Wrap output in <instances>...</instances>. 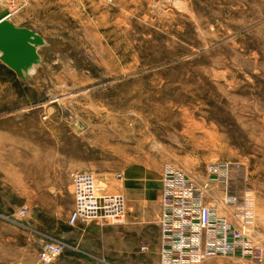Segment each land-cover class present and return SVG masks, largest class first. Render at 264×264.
<instances>
[{
    "label": "rangeland",
    "instance_id": "rangeland-1",
    "mask_svg": "<svg viewBox=\"0 0 264 264\" xmlns=\"http://www.w3.org/2000/svg\"><path fill=\"white\" fill-rule=\"evenodd\" d=\"M4 12L49 43L35 81L4 94L0 142L39 145L0 153V213L27 209L0 229L18 241L4 264H34L35 226L42 247L65 244L56 264H161L166 166L200 182L223 161L245 165L264 246V0H0ZM74 172L126 198L121 224L67 225Z\"/></svg>",
    "mask_w": 264,
    "mask_h": 264
},
{
    "label": "built area",
    "instance_id": "built-area-1",
    "mask_svg": "<svg viewBox=\"0 0 264 264\" xmlns=\"http://www.w3.org/2000/svg\"><path fill=\"white\" fill-rule=\"evenodd\" d=\"M70 179L75 206L67 220L69 227L101 222L117 225L125 220L127 201L123 195L109 194L92 173L74 172ZM247 184L241 163H211L200 182L166 166L160 214L161 264H200L217 257L263 264L264 246L253 240L255 198ZM26 215L27 209L9 216L0 213V229L4 223L21 225ZM65 249L62 242H46L38 264H56Z\"/></svg>",
    "mask_w": 264,
    "mask_h": 264
},
{
    "label": "water",
    "instance_id": "water-1",
    "mask_svg": "<svg viewBox=\"0 0 264 264\" xmlns=\"http://www.w3.org/2000/svg\"><path fill=\"white\" fill-rule=\"evenodd\" d=\"M10 18L9 12L0 14V60L26 83L34 82L49 43L36 31L15 26Z\"/></svg>",
    "mask_w": 264,
    "mask_h": 264
},
{
    "label": "crops",
    "instance_id": "crops-1",
    "mask_svg": "<svg viewBox=\"0 0 264 264\" xmlns=\"http://www.w3.org/2000/svg\"><path fill=\"white\" fill-rule=\"evenodd\" d=\"M19 81V84L22 87H25L24 85H31V81L29 83H26L22 78L18 76L16 72H14L12 69H10L8 66H6L1 60H0V116L2 112V108L4 106V94L9 93L13 96L14 100H16L18 96L17 92V83ZM33 82V81H32ZM38 148L39 145L36 142L28 141V140H16V141H8V142H0V153H9L14 155L16 158H20L23 154H26V152H23L22 150H29L32 148ZM28 223V222H27ZM29 224V223H28ZM36 227V231L34 233V236L32 238L33 240V262L34 264L38 263V252L36 248L41 249L44 241L43 238L46 236L43 234V231L48 232V229L44 228L43 226ZM75 229V228H74ZM58 231V230H57ZM73 245H75V236L73 233ZM80 243V236L78 235L76 238V244ZM18 245L17 239H9V240H0V263L4 264L6 261V257L8 254L7 247ZM15 264H21L19 260L16 261Z\"/></svg>",
    "mask_w": 264,
    "mask_h": 264
},
{
    "label": "bare ground",
    "instance_id": "bare-ground-1",
    "mask_svg": "<svg viewBox=\"0 0 264 264\" xmlns=\"http://www.w3.org/2000/svg\"><path fill=\"white\" fill-rule=\"evenodd\" d=\"M10 13V12H9ZM12 14H14V13H12ZM11 15V14H10ZM10 22H11V18H10ZM12 23V22H11ZM15 25V24H14ZM16 26V25H15Z\"/></svg>",
    "mask_w": 264,
    "mask_h": 264
}]
</instances>
